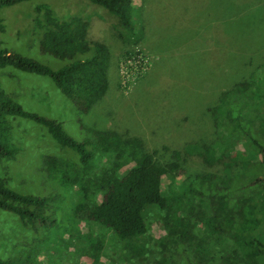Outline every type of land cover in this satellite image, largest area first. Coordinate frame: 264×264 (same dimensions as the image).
<instances>
[{
    "label": "rangeland",
    "instance_id": "rangeland-1",
    "mask_svg": "<svg viewBox=\"0 0 264 264\" xmlns=\"http://www.w3.org/2000/svg\"><path fill=\"white\" fill-rule=\"evenodd\" d=\"M132 3L134 33L140 34L134 43V39L118 38L115 19L89 0H23L0 6V49L53 69L62 64L39 48L43 30L35 25V19L43 15L35 12V7L42 4L59 20L72 16L85 20L87 41L102 42L110 55L107 90L86 112H80L64 97L48 76L9 65L0 67V90L22 110L59 122L77 140L89 137L81 127L116 132L122 138L139 140L141 149L161 165L179 162L171 185L187 183L198 173L224 176L220 164L206 166L199 156H186L184 148L187 144H211L217 139L210 108L221 91L248 78L264 64V0ZM6 120L8 143L16 150L0 159V177L17 192L43 197L53 222L26 224L16 214L0 209L2 264H11L6 263L10 259L17 262L31 248L37 251L33 257L37 264H89V243L82 236L86 232L103 239L101 264H109L106 259L116 261L117 248L108 232L96 224L78 225L76 219L73 225L66 219L75 194L45 171V155L65 157L71 150L60 149L44 126L32 119L7 115ZM173 151H178V160ZM97 160L98 165L109 161L107 156ZM236 171L235 166L228 170L230 174ZM169 181L162 179L167 191ZM145 217L147 245L153 254H145L141 263L154 264L153 256H167L173 245L165 241L157 224L160 213L149 208ZM258 233L264 240V229ZM212 250L218 253L216 248Z\"/></svg>",
    "mask_w": 264,
    "mask_h": 264
},
{
    "label": "trees",
    "instance_id": "trees-1",
    "mask_svg": "<svg viewBox=\"0 0 264 264\" xmlns=\"http://www.w3.org/2000/svg\"><path fill=\"white\" fill-rule=\"evenodd\" d=\"M19 1L23 0H0V6ZM89 1L115 19L118 38L137 41L140 34L134 33L132 0ZM35 12L43 15L42 19H35V25L43 30L40 50L62 64L53 69L0 49V67L9 65L48 76L64 97L80 112H86L108 87L107 47L100 41H87V23L79 16L59 20L42 4L35 7ZM7 115L36 121L60 149L71 150L65 157L45 155L43 165L47 174L75 194L66 219L73 225L76 219L78 225L96 224L112 236L118 258L111 262L106 259L109 264H137L145 254H153L147 245L149 228L145 215L149 208L160 213L157 224L165 241L173 245L167 256H153L154 264L264 263V240L258 233L264 229V64L248 78L221 91L217 103L210 108L217 139L211 144H187L184 148L186 156L195 154L206 166L220 164V174L224 176L198 173L189 182L176 186L171 181L179 162L161 165L141 149L139 140L122 138L116 132L81 127L89 137L77 140L59 122L22 110L2 90L0 159L16 150L8 143ZM172 154L175 160L180 157L178 151ZM101 156H107L109 161L98 165ZM233 166L237 171L230 174L228 170ZM163 178L170 179L169 191L162 185ZM0 209L16 214L26 224L53 222L43 197L17 192L1 177ZM82 236L89 243V264H101L103 239L89 232ZM223 251L225 257L219 260ZM36 253L31 248L17 262L10 259L6 263L37 264L33 259Z\"/></svg>",
    "mask_w": 264,
    "mask_h": 264
}]
</instances>
